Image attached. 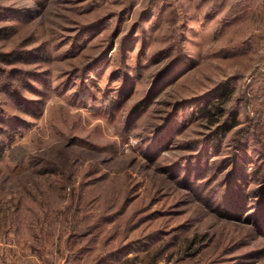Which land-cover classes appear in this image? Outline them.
Returning a JSON list of instances; mask_svg holds the SVG:
<instances>
[{"label": "rangeland", "instance_id": "1", "mask_svg": "<svg viewBox=\"0 0 264 264\" xmlns=\"http://www.w3.org/2000/svg\"><path fill=\"white\" fill-rule=\"evenodd\" d=\"M20 197L112 219L126 257L264 264V0H0V209Z\"/></svg>", "mask_w": 264, "mask_h": 264}, {"label": "trees", "instance_id": "2", "mask_svg": "<svg viewBox=\"0 0 264 264\" xmlns=\"http://www.w3.org/2000/svg\"><path fill=\"white\" fill-rule=\"evenodd\" d=\"M227 93L228 91L224 89L221 92V97L225 98ZM73 174L75 173H70L67 181V183L72 184L71 188L74 183L72 181ZM66 186L67 185L65 184V187ZM71 188V191L74 190ZM63 189L64 185L61 187V191ZM79 190H81L79 194L81 202L86 191L83 186H81ZM63 196L64 195L60 193L59 197L62 198ZM21 199L22 198L20 197L15 203L6 209H0V238L5 239L13 232L14 238L17 239V241L29 243V246H31L34 250H37L40 254L43 253V245L47 244V238L50 239V237H53V234L55 236L54 243L58 245V251L60 250V253L67 252V260H72L73 264H158L161 254L166 249L167 245H160L158 247H154L152 250L146 249L144 256L142 257L140 254H137L134 257H126L124 253L127 251V245H130V242L127 243L125 241L120 244L118 243L115 248H107L114 239L113 236L115 234L112 233L108 237L104 236L103 224L112 222V219L108 218V220L104 219V217H94L90 220L89 214L81 217L77 216L76 218L74 217L75 219L71 220L67 217L63 220L62 217L59 218V216L70 212V210L66 211V209L73 206L66 205V207L61 206L54 210L56 216H54L55 219L53 221L49 219L50 209L47 207V204L39 203L26 205ZM31 199L34 202L37 200L36 198ZM74 208L75 211H71V214L73 215L85 210L79 204H76ZM21 212L29 214L33 213L34 217L28 219L24 217L21 218ZM55 224L58 226H54ZM64 224H67L73 229V232H70L65 238L64 236L66 235L63 233V229L65 228L63 227ZM37 228H40V231H36ZM49 228H52V232ZM64 240H66V251ZM194 240L195 239L185 243L186 249L192 246L195 242ZM62 246L64 247L62 248ZM96 251L97 253L95 254ZM121 254H123L126 258L124 257L121 259L120 257L123 256Z\"/></svg>", "mask_w": 264, "mask_h": 264}, {"label": "crops", "instance_id": "3", "mask_svg": "<svg viewBox=\"0 0 264 264\" xmlns=\"http://www.w3.org/2000/svg\"><path fill=\"white\" fill-rule=\"evenodd\" d=\"M61 254L55 252V255L61 256V264H70L66 253L65 256ZM0 264H57V261L46 251L40 254L29 243L17 241L11 233L5 239L0 238Z\"/></svg>", "mask_w": 264, "mask_h": 264}]
</instances>
